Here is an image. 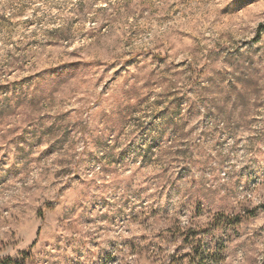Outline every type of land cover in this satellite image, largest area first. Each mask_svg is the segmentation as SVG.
<instances>
[{
    "label": "rangeland",
    "instance_id": "374dc122",
    "mask_svg": "<svg viewBox=\"0 0 264 264\" xmlns=\"http://www.w3.org/2000/svg\"><path fill=\"white\" fill-rule=\"evenodd\" d=\"M8 258L264 264V0H0Z\"/></svg>",
    "mask_w": 264,
    "mask_h": 264
},
{
    "label": "trees",
    "instance_id": "16d2710c",
    "mask_svg": "<svg viewBox=\"0 0 264 264\" xmlns=\"http://www.w3.org/2000/svg\"><path fill=\"white\" fill-rule=\"evenodd\" d=\"M24 255H26V254L24 253ZM25 261H26V258H23V259L8 258V259H4V260L0 261V264H25Z\"/></svg>",
    "mask_w": 264,
    "mask_h": 264
}]
</instances>
